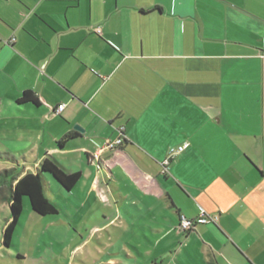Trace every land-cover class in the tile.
Wrapping results in <instances>:
<instances>
[{
    "label": "crops",
    "instance_id": "crops-1",
    "mask_svg": "<svg viewBox=\"0 0 264 264\" xmlns=\"http://www.w3.org/2000/svg\"><path fill=\"white\" fill-rule=\"evenodd\" d=\"M48 157L80 179L44 174L58 213L25 201L9 246L4 180L0 264H264V0H0V162Z\"/></svg>",
    "mask_w": 264,
    "mask_h": 264
},
{
    "label": "trees",
    "instance_id": "trees-1",
    "mask_svg": "<svg viewBox=\"0 0 264 264\" xmlns=\"http://www.w3.org/2000/svg\"><path fill=\"white\" fill-rule=\"evenodd\" d=\"M19 103L32 102L39 104L38 96L32 90H26L18 99ZM70 135L64 136L59 142V147L66 146ZM16 168L4 169L0 171V187L4 180L11 176V179H17L15 185L10 186V195L7 200L10 202L11 220L4 230V244L11 245L13 235L20 217L24 212V203L27 201L31 208L39 215L51 217L58 213L57 205L46 197L44 193V174L52 175L64 188L70 190L80 179V173H68L63 169L59 162L53 158H45L39 165L36 173L28 172L22 177L15 174Z\"/></svg>",
    "mask_w": 264,
    "mask_h": 264
},
{
    "label": "rangeland",
    "instance_id": "rangeland-1",
    "mask_svg": "<svg viewBox=\"0 0 264 264\" xmlns=\"http://www.w3.org/2000/svg\"><path fill=\"white\" fill-rule=\"evenodd\" d=\"M19 160H21L22 158H21V156L19 155V156H16ZM20 165H23V163L22 162H20L19 163ZM9 166L8 165H6L5 163H2V162H0V171H3L4 169H6V168H8ZM2 197H3V195L2 194H0ZM9 206H7V204L5 203V201H0V236L2 237V226L4 225V223H5V219H6V217L9 215ZM21 220L24 222V223H26L27 221H28V215L26 214V213H24V215L21 217ZM152 221V220H151ZM47 222H44V221H42V222H40L37 226H36V228H35V230L37 231V233H39V231H41L43 228H45V224H46ZM155 222H153L152 221V224H154ZM151 224V225H152ZM23 227L22 226H19L18 227V229H19V231H21V229H22ZM147 232H148V234L150 235V237H151V239L152 238H154V236H155V233H153V232H151V230L150 229H147ZM36 233V234H37ZM3 238H4V235H3ZM37 238L38 237H35V238H32V242H31V247H30V252L31 253H33L34 252V246H35V244L37 243ZM1 241V240H0ZM133 242V244H135V245H137V246H139L140 248H141V250L142 251H145V250H147V249H150L151 248V250H154V245H153V243H151V242H149L148 240H146V239H144L143 238V240L142 241H139V240H134V241H132ZM41 247H42V249H49V247L44 243V242H41ZM95 248L97 249V248H99V249H101L100 247H99V245H98V243H96L95 241H93V242H91V243H89L88 244V246L86 247V249H85V251H90L91 253H92V255L93 256H95V255H97L95 252H94V250H95ZM56 249V252H58L59 251V249H58V247L57 248H55ZM102 250V249H101ZM132 250H135L134 248H133V246H132ZM13 251L15 252V249L13 248ZM70 252H71V249L70 248H68V249H66L65 250V257L68 255L69 256V254H70ZM60 259L64 262V261H66L67 259H65L64 258V256L61 254L60 255ZM83 259H85L86 260V257L85 258H83ZM140 259H142V262L144 261V258H140ZM7 260H14L13 258H11L9 255H7ZM79 262V260H77L75 263H78ZM95 261L94 260H88V263H86V264H93ZM11 264H13V261L12 262H10Z\"/></svg>",
    "mask_w": 264,
    "mask_h": 264
},
{
    "label": "built area",
    "instance_id": "built-area-1",
    "mask_svg": "<svg viewBox=\"0 0 264 264\" xmlns=\"http://www.w3.org/2000/svg\"><path fill=\"white\" fill-rule=\"evenodd\" d=\"M14 40H15V38H12V41H14ZM64 107H65V104L59 105L57 108V112H60L61 110H63ZM125 138H126L125 136H119L118 138H116L114 140L108 139L105 143L104 148L116 149L117 147L121 146L124 143ZM186 146L187 145L184 144V145H180L178 147H173L170 150V154H169L168 159L163 164L168 165L170 159H172L173 157L178 155L180 152H182L186 148ZM216 220H217V216L210 215L209 213H207V211L205 209H202L200 216L196 220H190V219L186 218L185 216H182L180 219V223L178 225V228L180 230L189 231V230L194 229L197 223H206L208 221H216Z\"/></svg>",
    "mask_w": 264,
    "mask_h": 264
},
{
    "label": "water",
    "instance_id": "water-1",
    "mask_svg": "<svg viewBox=\"0 0 264 264\" xmlns=\"http://www.w3.org/2000/svg\"><path fill=\"white\" fill-rule=\"evenodd\" d=\"M76 129H81V127L79 125H75Z\"/></svg>",
    "mask_w": 264,
    "mask_h": 264
}]
</instances>
